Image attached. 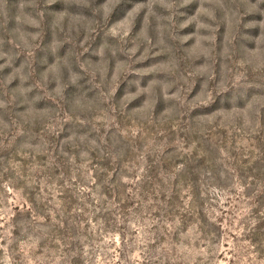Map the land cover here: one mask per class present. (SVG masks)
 I'll return each instance as SVG.
<instances>
[{
  "label": "rangeland",
  "instance_id": "1",
  "mask_svg": "<svg viewBox=\"0 0 264 264\" xmlns=\"http://www.w3.org/2000/svg\"><path fill=\"white\" fill-rule=\"evenodd\" d=\"M0 264H264V0H0Z\"/></svg>",
  "mask_w": 264,
  "mask_h": 264
}]
</instances>
